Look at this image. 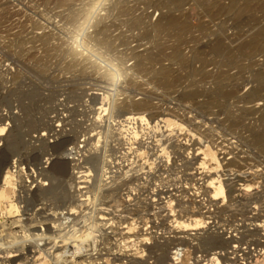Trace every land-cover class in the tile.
<instances>
[{"label": "rangeland", "instance_id": "1", "mask_svg": "<svg viewBox=\"0 0 264 264\" xmlns=\"http://www.w3.org/2000/svg\"><path fill=\"white\" fill-rule=\"evenodd\" d=\"M113 1L116 0H0V125L8 127L6 134L0 137V173L3 175V168L16 159L23 168H20L19 174L21 182L28 185L32 180H37L25 195V199H29L24 202V213H15L19 217V223H14L11 217L5 219L7 224L5 229L2 228L5 237L7 239L10 233H18L17 236H24H21L22 239L25 238L26 244L31 245L34 240L48 242L52 239L56 243V249L58 245L60 248L52 251L54 245L48 246L47 264H65L56 259V254L58 251L78 249L81 240L85 250H81L73 264H80L89 256L97 258L96 255L99 259H109L110 262L103 264H114L115 259L116 263H120L119 257L129 260L127 256L134 253L137 246H132L127 240L129 234L148 231L151 233L147 235L150 243L145 245L146 248L139 244L138 247L144 248V251L138 255H130L135 256V261L129 264H137L139 260L142 264L143 261H147L145 264H233L229 253L236 247L233 249L232 244L235 246L238 243L240 247L264 243V239L257 234L254 236L255 234L241 228L250 226L253 231L255 229L250 223L259 224L264 220V147L259 150V145L254 141L257 130L255 126L264 118V50L263 47H259V51L255 50L258 47H242L257 30L264 27V0H254L255 7L241 15L234 13L233 8L226 10L231 0H208L205 6L206 0H182L180 6L172 8L165 6V0H127L131 7L123 13L111 10ZM211 3L213 4L210 5ZM216 3L223 4L222 6L226 4L225 9L219 5L221 8L216 10ZM107 12L112 14L108 21L112 26L109 31L112 32V41L116 42H113L114 47H109V44L107 46V42L104 44L88 39L96 16L98 19ZM171 14L181 19L187 18L196 32L193 34L198 36H194L192 32L185 33L187 40L183 42L185 44H182L181 52L183 61L165 58L153 64V70L140 71L138 62L141 57L153 52L152 42L155 38L152 37V27ZM201 23H206L207 29H199ZM191 35L195 37L194 40ZM125 38H128L127 43L123 42ZM44 40H48V43ZM216 40L223 41L222 44L227 49L233 50V55L240 64L229 66L222 62L221 52L213 47ZM76 42L80 49L85 50L98 63L96 66L94 63V66H89L76 61L70 52ZM169 49L171 48L167 52L171 51ZM92 68H97L98 71ZM163 68L171 70L170 79L177 74H181L182 79L166 87L162 83L164 79L159 75ZM99 69L101 72L103 69L108 70L115 77L107 80ZM154 70L159 71L156 73ZM197 70L210 73L212 77L198 78L193 74ZM221 72H225L227 78L218 82L216 77ZM256 90L260 91L259 95H253L256 97L254 99L250 98ZM223 93H229V96L223 97ZM107 94L111 99L106 98ZM104 96L107 101L110 100L109 112L102 117L101 125L95 122L99 112L96 109L93 111V105L98 98ZM113 96L115 99L118 96L120 98L114 108L113 105L110 107ZM126 96L135 101L147 99L152 103L141 111H134L137 113L136 118L138 117L134 126L138 127L139 134L132 154L129 153L123 136L126 135V129L119 121L124 117L121 111L124 109L120 108L125 106ZM210 100L214 101L209 103ZM232 113H240L242 119L233 123ZM44 133L47 134L42 135ZM166 135L175 136L172 140L175 148L183 138L188 139L190 144L195 142V146L192 145L189 151L209 144L211 156L209 152L207 155L202 152V148H197V152L194 150L184 161L183 156L186 154L183 151L186 148L181 145L172 156L164 145ZM96 139L101 140L98 142ZM180 150H183V155ZM185 151L188 153L187 149ZM127 152L130 154L129 164L124 159ZM196 159H201L200 164H197ZM75 164L80 166L72 168ZM129 165L132 173H128ZM203 168L210 171L209 181L202 179L200 173ZM44 177L48 186L42 189L43 192L38 185ZM194 183H197L196 186ZM85 201L87 204H84ZM69 205L81 206L74 207L78 212L72 211L70 214L71 211H67ZM199 209L206 212L204 220H210L208 223L212 228L227 230L225 233L228 240L241 236L245 238L241 239L243 242L236 241L231 247L222 250L219 246L213 250L202 242L180 243L179 240H174L184 234L172 226V214L176 213L180 216L177 215L179 219H185L191 211ZM54 222L60 230L55 227ZM59 231L62 233L59 234ZM76 237L81 239L76 240ZM27 238L33 242H29ZM62 240L69 242V248H66V244L65 247L60 246ZM163 242L164 245H160ZM157 243L160 246L153 248ZM179 249L184 250L178 263H175V251ZM72 252L74 250L69 252L68 260L73 259ZM49 256L52 257L51 260ZM258 256L249 258L252 264H264V256L259 253ZM256 260L258 262L254 263ZM7 262L12 264L11 260ZM28 264L33 263L30 261Z\"/></svg>", "mask_w": 264, "mask_h": 264}, {"label": "bare ground", "instance_id": "2", "mask_svg": "<svg viewBox=\"0 0 264 264\" xmlns=\"http://www.w3.org/2000/svg\"><path fill=\"white\" fill-rule=\"evenodd\" d=\"M62 1V0H61ZM185 1V0H184ZM202 1H204V0H201L200 2H202ZM207 1L208 0H206V3L203 5V6H205V5H207ZM211 1V0H210ZM210 1L208 2V3H210ZM253 1L254 0H231V2H230V4H228L227 5V8H226V10H231L232 8H233V11H235L234 13H236V14H240L241 15V13H243V12H247V11H249L255 4L253 3ZM114 3L112 4V9L111 10H116V12L117 11H119L118 13H123V12H125V11H128V8H130L131 6H129V2L127 1V0H116V1H113ZM182 2V0L180 1V0H165L164 1V4H165V6L166 7H168V8H172V7H177V6H180V4H182L181 3ZM196 2H199V1H196ZM199 2V3H200ZM212 2V1H211ZM261 4H262V1H259ZM220 3V2H219ZM223 3V2H222ZM92 4V3H91ZM213 3H211L210 5H212ZM214 4H215V2H214ZM199 5H202V4H199ZM219 5H221V4H219ZM218 5V3H216V6H215V9L217 10V9H219V8H221L220 6ZM223 5V4H222ZM221 5V6H222ZM226 5V4H225ZM225 5L224 6H222V9L225 7ZM256 6H259L258 4L256 5ZM201 7V6H200ZM209 7V6H208ZM214 7V6H213ZM255 7V6H254ZM260 7V6H259ZM259 7H256V8H259ZM133 8V7H132ZM201 8H203V7H201ZM262 8H263V5H262ZM204 9V8H203ZM208 9H210V8H208ZM207 9V10H208ZM212 9H214V8H212ZM225 9V8H224ZM223 9V10H224ZM254 9V8H253ZM211 10V9H210ZM209 10V11H210ZM215 10V11H216ZM222 10V11H223ZM225 10V11H226ZM259 10H263V9H259ZM214 11V12H215ZM225 11H223V12H225ZM203 12H205V11H203ZM207 12V11H206ZM218 12H219V10H218ZM113 13V12H112ZM210 13V12H209ZM208 13V14H209ZM213 15H214V13L213 12H211ZM109 13L107 12V14H103L102 16H100V17H98V19H97V16H96V19H95V22H94V24H93V29L90 31V33L88 34L89 36H88V39H91V40H95V41H99V42H102V43H106L107 42V46H108V44H109V47H112L113 45H114V43L113 42H115V41H112V37H111V34H112V32H109L110 30H111V28H112V26H111V24H110V22L108 21V19H109V17H111V15L112 14H109ZM207 14V13H206ZM207 14V15H208ZM243 15V14H242ZM99 16V15H98ZM209 16V15H208ZM216 16V15H215ZM164 17V16H163ZM210 17V16H209ZM77 19V18H76ZM75 19V20H76ZM79 20V19H78ZM188 19L186 18H183V19H181L180 17H175V16H173L172 14L171 15H169V16H165V18L162 20H159L156 24H154V26L152 27V30H151V32H153L152 33V37L154 36V40H153V52L152 53H147V54H145V56H142L141 57V59H140V61L138 62V66H139V68L141 69L140 71H147V70H150L151 68H154L153 66V64H155V63H157L158 61L160 62V60L161 59H165V58H169V59H171V60H173V61H183V58H182V44H185V43H183L184 41H186L187 39H185L186 38V34L185 33H189V32H192L191 34H193V32H195V30H193V28H192V23H189L188 21H187ZM134 23H135V21H134ZM133 23V24H134ZM207 23V22H206ZM205 23V24H206ZM202 24V23H201ZM204 23L202 24V25H200V27L198 26V25H196L197 27H199V29L200 28H202V30L203 29H207V26L205 25ZM136 25H138V24H136ZM207 25H208V23H207ZM142 26H143V24H142ZM151 26V25H150ZM195 26V27H196ZM133 27V26H132ZM194 27V28H195ZM196 27V28H197ZM149 28V27H148ZM151 28V27H150ZM91 29V28H90ZM88 30H89V28H88ZM207 31V30H206ZM209 31V30H208ZM148 32V31H147ZM111 33V34H110ZM149 33V32H148ZM196 33V32H195ZM85 34V33H84ZM86 34H87V32H86ZM150 35V34H149ZM194 35V34H193ZM193 35H191L192 36V39L194 40V36H198L197 34H195L194 36ZM44 35H42V37H43ZM148 36V35H147ZM188 36V35H187ZM205 36V35H204ZM41 37V38H42ZM45 37V36H44ZM50 37V36H49ZM109 37H110V39H109ZM125 37H127V36H125ZM150 37H151V35H150ZM203 37V36H202ZM46 38V37H45ZM191 38V37H190ZM47 39H48V37H47ZM84 39H85V36H84ZM221 39V38H220ZM228 39V38H227ZM116 40V39H115ZM121 40V39H120ZM188 40H190V39H188ZM198 40H200V39H198ZM222 40V39H221ZM50 41V40H49ZM94 41V42H95ZM169 41H172V43H169ZM191 41V40H190ZM197 41V40H196ZM44 42L47 44L48 43V40H47V42L44 40ZM86 42V41H85ZM121 42V41H120ZM119 42V43H120ZM123 42H128V38H125L124 39V41ZM192 42V41H191ZM97 43V42H96ZM101 43V45H103ZM104 43V44H105ZM116 43V42H115ZM187 43V42H186ZM188 43H189V41H188ZM187 43V44H188ZM193 43H195V42H193ZM223 43V41L221 42L220 40H216V42L214 43V45L215 46H213L214 48H216L219 52H221V54H222V57H223V59H222V62H226V64H228L229 66H236L237 64H240V62L235 58V56L233 55V50H229V49H227V47L226 46H224V44H222ZM97 44H99V43H97ZM118 44V43H117ZM121 44V43H120ZM190 44V43H189ZM244 44V43H243ZM79 45V43L77 44V42H76V44H74L73 45V47H72V50L70 51V52H72V54L74 55V58H76V61H80V62H82L83 64H87V65H89V66H91L92 65V63H94V65L96 66L98 63H95L96 61H93L91 58L92 57H90V56H88L86 53H85V50H83V49H80L79 47L80 46H78ZM246 46H248V48L249 47H255V48H257V49H255L256 51L258 50L259 51V47H260V49H261V47H263V49L262 50H264V27H262L261 29H259V30H257L254 34H253V36L251 37V38H249V40L248 41H246V43H245V45H243L242 47H246ZM87 48L86 49H88V46H86ZM114 47V46H113ZM84 48V47H83ZM89 48H91V46L89 47ZM168 48H171V49H169V50H171L170 52H167V49ZM212 48V47H211ZM85 49V48H84ZM213 49V48H212ZM211 49V50H212ZM252 49V48H251ZM250 49V50H251ZM253 50V49H252ZM254 51V50H253ZM261 51V50H260ZM217 52V51H216ZM254 53H257V52H254ZM70 55V54H69ZM91 55V54H90ZM256 55V54H255ZM75 60V59H74ZM73 60V61H74ZM75 61V62H76ZM77 62V64H79ZM73 64V63H72ZM76 64V63H75ZM83 64H81V65H83ZM91 64V65H90ZM94 65H92V66H94ZM72 66H74V65H72ZM85 66V65H84ZM99 67V66H98ZM95 68V67H94ZM99 68H101V66L99 67ZM111 68V67H110ZM93 69V68H92ZM159 69V68H158ZM89 70V69H88ZM94 71H98L97 70V68H96V70L95 69H93ZM100 70V69H99ZM104 70V71H103ZM102 70V72H101V70H100V72L102 73L101 75H103L104 77H106V79L107 80H111L112 79V77L114 76V74H112L111 72H109L108 70L106 71L105 69H103ZM151 70H153V69H151ZM159 71V70H158ZM157 71V72H158ZM150 72V71H149ZM154 72H156L155 70H154ZM156 72V73H157ZM160 73L161 74H159L163 79H164V81H162V83L166 86V87H169V86H171V84L173 83V82H176V81H180L181 79H182V75L181 74H177V75H175V77H173L172 79H170V73H171V70L169 69V68H163L161 71H160ZM196 77H198V78H201V77H203V78H209V77H212V76H210V73L208 74V73H205V72H200V71H194V73H193ZM86 75V74H85ZM158 75V76H159ZM156 76V75H155ZM115 77V76H114ZM100 78V77H99ZM227 78V74H225V72H221V74L220 75H218L217 77H216V80H219L218 82H221L223 79H226ZM264 78V77H263ZM262 78V79H263ZM221 80V81H220ZM128 82V81H127ZM23 83V82H22ZM130 84V83H129ZM162 84V85H163ZM129 88V87H128ZM97 91H99V90H97ZM96 91V92H97ZM109 91L110 90H108L107 92L109 93ZM100 92V91H99ZM99 92H97L98 94H99ZM104 93V92H103ZM102 93V94H103ZM222 93V92H221ZM259 93H260V91L259 90H256L255 91V93L254 94H252L251 96H250V98H252V99H254V98H256V97H254L253 95H259ZM111 94V93H110ZM108 96H106V98H108L109 97V94H107ZM111 95H114V94H111ZM226 95H228L229 96V93H223V97L224 96H226ZM105 96L104 97H100V98H98V100L97 101H95L96 103H95V105H93V107H94V109H93V111L95 112V109H96V112H99V113H97V117H96V115H95V119H96V124H97V122H101V120H102V117L103 116H105L106 115V112L108 111V109H109V103H108V101H110V100H108L107 101V99L105 98ZM120 96V95H119ZM119 96L115 99L114 98V96L112 97V98H114V99H112V100H114V101H112L111 100V103H110V107L113 105V108H114V106L116 105V103H117V100L118 99H120L119 98ZM88 97V96H87ZM221 97V96H220ZM227 97V96H226ZM102 98V99H101ZM110 98V97H109ZM126 98L127 99H125V106L124 107H122V108H120V109H124V110H121L122 111V115L124 116L123 117V119H121V120H119L122 124H124V127H125V129H126V135H123L124 137V139H126L125 141L127 142L126 143V145H127V149L130 151L129 153H131L132 152V150H134L133 149V147L135 146L134 145V143H136L135 141H138L137 140V138H138V127L136 128V126H134V125H136V123H137V118H136V114L137 113H135L134 111H141V110H143V109H145V108H147V107H149V106H151V101L150 100H147V99H145V100H142V101H135V100H133L132 99V97L130 98V96L129 97H127L126 96ZM32 99V98H31ZM89 99V98H88ZM111 99V98H110ZM122 100H124V98L122 99ZM120 101V100H119ZM214 100H210L209 101V103H211V102H213ZM124 101H122V103H123ZM31 103V102H30ZM122 103H120V104H122ZM28 104V103H27ZM32 106V105H31ZM121 105H119V107H120ZM89 107V106H88ZM119 107H118V109H119ZM117 108V107H116ZM100 110V111H97V110ZM117 109V110H118ZM111 110V109H110ZM114 110H116V109H114ZM113 110V111H114ZM109 112V111H108ZM135 114H134V113ZM254 112V111H253ZM252 112V113H253ZM119 113H120V110H119ZM246 113V112H245ZM249 113V112H248ZM251 113V112H250ZM72 114V113H71ZM95 114V113H94ZM141 114V113H140ZM119 115V114H118ZM247 115V114H246ZM241 114L240 113H238V114H231V117L232 118H234V120H233V123H237L238 121H239V119H242L241 117ZM58 118V117H57ZM113 118H114V116H113ZM118 118H120V117H118ZM117 118V119H118ZM94 119V120H95ZM105 119V118H104ZM109 119V118H108ZM90 120V119H89ZM112 121H113V119H112ZM118 121V120H117ZM4 123V122H3ZM2 123V124H3ZM94 123V122H93ZM1 124V123H0ZM7 124V123H6ZM65 124V123H64ZM95 124V125H96ZM101 124V123H100ZM60 124H58V126H59ZM99 125V124H98ZM102 125V124H101ZM118 125V124H117ZM120 126V125H119ZM137 126H139V124L137 125ZM56 127V126H55ZM100 127V126H99ZM98 127V128H99ZM122 127V126H121ZM121 127H119V128H121ZM144 127V126H143ZM65 128V127H64ZM97 128V127H96ZM109 128V127H108ZM112 128V127H111ZM123 128V127H122ZM255 128L257 129L256 131H255V136H254V141H255V143L256 144H258L259 145V150L262 148V147H264V144H263V141H264V118L263 119H260L259 120V122H258V124H257V127L255 126ZM10 129V128H9ZM15 129V128H14ZM52 129V128H51ZM113 129V128H112ZM118 129V128H117ZM141 129V128H140ZM143 129V128H142ZM103 130V129H102ZM106 130V129H105ZM8 131V127H7V125H0V137H2V136H4L5 134H6V132ZM10 131V130H9ZM50 131V130H49ZM114 131V130H113ZM119 131V130H118ZM125 130H123V132H124ZM45 132V131H44ZM97 132V131H96ZM100 132H101V130H100ZM123 132H122V134H123ZM184 133H186V132H184ZM47 133H44V134H42V135H46ZM50 134V133H49ZM97 134V133H96ZM99 134V133H98ZM108 134V133H107ZM120 134V133H119ZM77 135V134H76ZM92 135V134H91ZM181 134H179V136H180ZM197 135V134H196ZM67 136V135H66ZM97 136V135H96ZM99 136V135H98ZM101 136V135H100ZM104 136V135H103ZM190 136V135H189ZM200 136V135H199ZM198 136V137H199ZM40 137H41V135H40ZM93 137H94V135H93ZM102 137V136H101ZM140 137V136H139ZM175 137V136H174ZM174 137H168L167 135L165 136V148L167 147L168 148V150H170V153H171V155H172V153H175L176 154V149H178V146L179 145H181V147L182 146H184V148H186L187 150H188V153H187V151H185L183 148V150L185 151H183V153H184V155L186 154V156L184 157L183 156V158H184V161H185V159L187 158V156L190 154V153H192L195 149L197 150V148L199 149V148H202L201 150H202V152H205L207 155H208V152H209V155L211 156V145H209V144H207L205 147H203V146H198V147H194L193 149H191V151H189L190 150V148H191V146L195 143H191L190 144V141L188 140V139H186V138H183V139H181V140H179V144H178V146L175 148V146L173 147V145H175V144H173V141L172 140H174L175 138ZM64 138V137H63ZM97 138V137H96ZM173 138V139H172ZM181 138V137H180ZM179 138V139H180ZM199 138H201V137H199ZM2 139V138H1ZM71 139V138H70ZM69 139V140H70ZM93 139V138H92ZM102 139V140H101ZM100 140L101 141H103L104 142V140H103V137L101 138ZM78 140V139H77ZM89 140H91V139H89ZM97 140V139H96ZM100 140L98 141V142H100ZM112 140V139H111ZM115 140V139H114ZM114 140H112V141H114ZM120 140V139H119ZM65 141V140H64ZM118 141V140H117ZM195 141V140H194ZM201 141V140H200ZM62 142V141H61ZM68 142V141H67ZM77 142V141H76ZM94 142H95V140H94ZM111 142V141H110ZM193 142V141H192ZM79 143V142H78ZM81 143V142H80ZM114 143V142H113ZM117 143V142H116ZM145 143V142H144ZM199 143V142H198ZM197 143V144H198ZM17 144V143H16ZM102 144H104V143H102ZM65 145V144H64ZM75 145V144H74ZM73 145V146H74ZM79 145V144H78ZM96 145H98V144H96ZM138 145V144H137ZM76 146V145H75ZM95 146V145H94ZM99 146V145H98ZM101 146H103V145H101ZM193 146H195V145H193ZM70 147V146H69ZM68 147V148H69ZM81 147V146H80ZM80 147H78V148H80ZM88 147V146H87ZM91 147V146H90ZM89 147V148H90ZM136 147V146H135ZM71 149H72V147H70ZM85 148V147H84ZM97 148V147H96ZM113 148V147H112ZM140 148V147H139ZM141 148H143V147H141ZM166 148V149H167ZM171 148V149H170ZM94 149V148H93ZM126 149V150H127ZM179 149H180V147H179ZM64 150V149H63ZM66 150V149H65ZM69 150V149H68ZM73 150V149H72ZM86 150V149H85ZM107 150V149H106ZM110 150V149H109ZM127 150V151H128ZM195 150V151H196ZM206 150H207V152H206ZM43 151V150H42ZM113 151V150H112ZM123 151V150H122ZM138 151H139V149H138ZM181 151V150H180ZM182 151H181V153H182ZM199 152H201L200 150H198ZM97 152V151H96ZM101 152V151H100ZM137 152V151H136ZM136 152H134V153H136ZM197 152V151H196ZM87 153V152H86ZM85 153V154H86ZM124 153V152H123ZM128 153V152H127ZM125 153L126 155V158H124V159H126V161H128L127 162V164H129V162H131V160H130V154L128 153ZM168 153V152H167ZM180 153V154H181ZM183 153H182V155H183ZM204 153V155L206 156V154ZM64 154V153H63ZM70 154V153H69ZM82 154V153H81ZM105 154H106V152H105ZM120 154H121V152H120ZM132 154V153H131ZM139 154V153H138ZM66 155V154H65ZM98 155V154H97ZM112 155V154H111ZM114 155V154H113ZM191 155V154H190ZM193 155V154H192ZM99 156H101V155H99ZM124 156V155H123ZM124 156V157H125ZM173 156V155H172ZM171 156V157H172ZM199 156H200V153H199ZM67 157V156H66ZM85 157V156H84ZM103 157H105V156H103ZM108 157V156H107ZM112 157V156H111ZM110 157V158H111ZM168 157V156H167ZM55 158V157H54ZM96 158H98V157H96ZM95 158V159H96ZM110 158H109V160H110ZM120 158V157H119ZM182 158V157H181ZM182 158V159H183ZM200 158V157H199ZM68 159V158H67ZM73 159V158H72ZM82 159V158H81ZM99 159H101V158H98V160ZM121 159H122V157H121ZM176 159V158H175ZM97 160V161H98ZM104 160V159H103ZM102 160V161H103ZM197 160V159H196ZM12 161V160H11ZM74 161V160H73ZM122 161V160H121ZM125 161V160H124ZM125 161V162H126ZM198 161V160H197ZM200 161H201V159H200ZM200 161H198L197 162V164L199 163L200 164ZM100 162H101V160H100ZM107 162V161H106ZM82 163H84V162H82ZM122 163V162H121ZM124 163V162H123ZM80 164V163H79ZM77 165L76 166V164L72 167V168H74L75 166L78 168V166H80V165ZM108 164H109V161H108ZM125 164V163H124ZM126 164V165H127ZM134 164V163H133ZM137 164V163H136ZM52 165V164H51ZM73 165V164H72ZM106 165V164H105ZM125 165V166H126ZM130 165H132L131 163H130ZM130 165H129V168H128V173H132L133 172V170L131 169V167H130ZM84 165H81V167H83ZM134 166V165H133ZM5 167V166H4ZM75 167V168H76ZM88 167V166H87ZM86 167V168H87ZM90 167V166H89ZM102 167V166H101ZM124 166H122V168H123ZM198 167V166H197ZM21 166H20V163H19V161L18 160H16V159H13V161L12 162H9V164L5 167V168H3V175H2V173H0L2 176L0 177V226H1V228H0V231H2L1 233H0V264H4V262H5V264H7L8 262H7V260L8 261H10L11 260V263L12 264H14L15 262H20V264H28V262H30V261H32V263L33 264H47L45 261L48 259V256L46 255L47 254V252L49 251V249H48V246H52V245H56V243H55V241H53L52 239V241L50 240V241H41V240H38V242L36 241V240H34L35 242H34V244H26V240H25V238L24 239H22V237H24V236H22V235H19V236H17L18 235V233L16 234V233H10L7 237V239H6V237H5V234H4V230L2 229V228H4L5 226H6V224H7V221H5V219H7L8 217L10 218H12L15 222L14 223H19V221H17V219L19 218L15 213L16 212H18V214L19 213H24V211H25V208H24V202H25V200L26 199H29V197L28 198H26L25 199V195H26V193H29L28 191L29 190H31V189H29V188H32V185H33V183H35V182H37V180H32L31 182H30V184H25V183H22L21 182V176H19V174H20V171H21V169H23V168H21ZM80 168V167H79ZM85 168V167H84ZM85 168V169H86ZM107 168V167H106ZM109 168V167H108ZM111 168V167H110ZM109 168V169H110ZM119 168V167H118ZM125 168V167H124ZM123 168V169H124ZM135 168V167H134ZM5 169V170H4ZM103 169V168H102ZM74 170H76V169H74ZM82 170V169H81ZM107 170V169H106ZM135 170V169H134ZM138 170V169H137ZM182 170V169H181ZM89 171V170H88ZM88 171H87V173H88ZM124 171V170H123ZM78 172V171H77ZM84 172V171H83ZM82 172V173H83ZM98 172V171H97ZM96 172V173H97ZM100 172V171H99ZM107 172V171H106ZM118 172V171H117ZM189 172V171H188ZM61 173V172H60ZM73 173V172H72ZM95 173V174H96ZM110 173V172H109ZM121 173V172H120ZM209 173H210V171H208L206 168H203V170L201 171V173L200 174H202V176H203V180L204 181H209ZM35 174V173H34ZM78 174V173H77ZM122 174V173H121ZM126 174V173H125ZM136 174V173H135ZM38 175H39V173H38ZM72 175V174H71ZM86 175V174H85ZM100 175V174H99ZM109 175V174H108ZM129 175V174H128ZM214 175V174H213ZM103 176H105L104 174H103ZM102 176V177H103ZM113 176V175H112ZM49 177V176H48ZM74 177V176H73ZM80 177V176H79ZM83 177V176H82ZM129 177V176H128ZM92 178V177H91ZM104 178V177H103ZM107 178H109V176L107 177ZM112 178V177H111ZM137 178H139V177H137ZM141 178V177H140ZM211 178V177H210ZM41 179V178H40ZM72 179H74V178H72ZM79 179V178H78ZM81 180L83 179V178H80ZM88 179H90V176H88ZM99 179V178H98ZM125 180V179H124ZM137 180V179H136ZM57 181V180H56ZM78 181H80V180H78ZM87 181V180H86ZM86 181H84V182H86ZM90 181H92V179L90 180ZM102 181H104V179H102ZM108 181V180H107ZM114 181H116V180H114ZM73 182V181H72ZM82 182V181H81ZM89 182V181H88ZM93 182V181H92ZM91 182V183H92ZM127 182H129V180L127 181ZM132 182V181H131ZM51 183V182H50ZM75 183H76V181H75ZM74 183V184H75ZM99 183V182H98ZM104 183H106V182H104ZM117 183V182H116ZM120 183V182H119ZM207 183H210V182H207ZM71 184V183H70ZM93 184V183H92ZM100 184V183H99ZM99 184H96V185H99ZM118 184V183H117ZM116 184V186H118ZM127 184H129V183H127ZM197 184V183H196ZM196 184L194 183V186H196ZM103 185H105V184H103ZM203 185V184H202ZM207 185V184H206ZM35 186H37L36 184H35ZM34 186V187H35ZM39 188H40V190H42L45 186H48V182L46 181V179H45V177L40 181V183H39ZM72 186V185H71ZM70 186V187H71ZM83 186H84V184H83ZM88 186V185H87ZM91 186V185H90ZM194 186H191V187H194ZM53 187V186H52ZM73 187V186H72ZM82 187V186H81ZM86 187V186H85ZM96 187V186H95ZM101 187V186H100ZM103 187V186H102ZM199 187V186H198ZM55 188V187H54ZM84 188V187H83ZM87 188H89V187H87ZM92 188V187H91ZM196 188V190L198 191V188L197 187H195ZM34 189V188H33ZM72 189V188H71ZM114 189V188H113ZM122 189V188H121ZM133 189V188H132ZM49 190V189H48ZM76 190V189H75ZM80 190V189H79ZM43 191V190H42ZM41 191V192H42ZM56 191V190H55ZM182 191V190H181ZM31 192V191H30ZM44 192V191H43ZM73 192H75L76 193V191H73ZM83 192V191H82ZM86 192H89V191H86ZM101 192V191H100ZM103 192V191H102ZM205 192V191H204ZM50 193V192H49ZM81 193V192H80ZM34 194V193H33ZM69 194V193H68ZM86 194H88V193H86ZM85 194V195H86ZM228 194V193H227ZM29 195V194H28ZM39 195V194H38ZM40 195H42V194H40ZM73 195H74V193H73ZM84 195V194H83ZM117 195V194H116ZM184 195V194H183ZM191 195V194H190ZM27 196V195H26ZM60 196V195H59ZM72 196V195H71ZM70 196V197H71ZM199 196V195H198ZM213 196V195H212ZM66 197V196H65ZM68 198H69V196H67ZM87 197V196H86ZM187 197V196H186ZM193 197V196H192ZM191 197V198H192ZM263 197V196H262ZM72 198V197H71ZM74 198V197H73ZM160 198V197H159ZM185 198V197H184ZM194 198V197H193ZM196 198H197V196H196ZM214 198H215V196H214ZM217 198V197H216ZM33 199V198H32ZM47 199V198H46ZM49 199V198H48ZM53 199V198H52ZM55 199V198H54ZM61 199V198H60ZM65 199V198H64ZM152 199V198H151ZM161 199V198H160ZM170 199V198H169ZM226 199V198H225ZM228 199V198H227ZM50 200V199H49ZM56 200V199H55ZM66 200V199H65ZM70 200H72V199H70ZM79 200V199H78ZM78 200H76V201H78ZM159 200V199H158ZM212 200H213V198H212ZM28 201V200H27ZM32 201V200H31ZM33 201H34V199H33ZM47 201V200H46ZM51 201V200H50ZM57 201V200H56ZM65 202V201H64ZM145 202V201H144ZM185 202V201H184ZM200 202V201H199ZM211 202V201H210ZM216 202H218V201H216ZM9 203H12V205H10L9 206ZM32 203V202H31ZM52 203V202H51ZM76 203V202H75ZM84 203V202H83ZM182 203V202H181ZM195 203H196V201H195ZM212 203V202H211ZM226 203V202H225ZM27 204H29L30 205V203H27ZM82 204V203H81ZM84 204H87L86 203V201H85V203ZM184 204V203H183ZM216 204V203H215ZM263 204V203H262ZM55 205H57V204H55ZM186 205H187V203H186ZM185 205V206H186ZM207 205V204H206ZM212 205H214V203L212 204ZM211 205V206H212ZM220 205V204H219ZM36 206V205H35ZM50 206H51V204H50ZM59 206V205H58ZM58 206H56V207H58ZM81 205H78V206H67V211H71V213L70 214H72V211H76L75 209L77 208V207H80ZM104 206V205H103ZM181 206V205H180ZM187 206H189V204L187 205ZM210 206V207H211ZM31 207V206H30ZM61 207H63V206H61ZM65 207V206H64ZM74 207H76V208H74ZM27 208V207H26ZM55 208V207H54ZM182 208V207H181ZM205 208V207H204ZM221 208V207H220ZM220 208H219V210H220ZM29 209V208H28ZM31 209H33V207L31 208ZM57 209V208H56ZM131 209V208H130ZM187 208L185 207V210H186ZM58 210V209H57ZM61 210H63L62 208H61ZM177 210V209H176ZM181 209H179V211H180ZM208 210V209H207ZM206 210V211H207ZM213 210V209H212ZM219 210H217V211H219ZM223 210V209H222ZM66 211V212H67ZM178 211V210H177ZM187 211V210H186ZM216 211V210H215ZM54 212V211H53ZM59 212H60V210H59ZM62 212V211H61ZM65 212V211H64ZM73 212V213H74ZM76 212H78V211H76ZM176 212V211H175ZM184 212V211H183ZM188 212V211H187ZM44 213V212H43ZM68 213V212H67ZM173 213V212H172ZM188 213H190V212H188ZM215 213V212H214ZM63 214V213H62ZM176 213H174V214H172V217L174 216V219L173 220H171V222H172V226H174V228H178V229H180L179 231H181V233H183L184 235L182 236H177V237H175V239L174 240H179L178 242H188V241H192V242H195V241H197V242H202V243H204V244H206V245H208V247L210 248V249H218V247L220 246V248L223 250V249H225V248H227V247H231V244L233 243V242H236V241H240V243H242L243 242V240H241L243 237H238V236H235V237H232L231 239H227V238H229V237H227V233H225V231H227V230H225V231H223V230H221V229H216L217 227H214V228H212V226H210L209 225V223H208V221H210V220H208L207 222L204 220V217H203V215L204 214H206V212H202L201 211V209H199V210H194V211H191V214L189 215V217L185 220L184 218H182V219H184V220H182L181 218L179 219L178 218V214H176ZM184 214V213H183ZM54 215H55V212H54ZM69 215V214H68ZM82 215V214H81ZM86 215V214H85ZM178 215V216H177ZM84 216V215H83ZM185 216V215H184ZM85 217V216H84ZM180 217V216H179ZM77 219V218H76ZM32 220V219H31ZM160 220V219H159ZM55 221H56V219H55ZM58 221V220H57ZM21 222V221H20ZM34 222V221H33ZM53 222V221H52ZM58 222H60V219H59V221ZM58 222H56V223H58ZM164 222V221H163ZM213 222V221H212ZM244 222V221H243ZM32 223V222H31ZM36 223V222H35ZM63 223V222H62ZM97 223V222H96ZM168 223H169V221H168ZM59 224V223H58ZM74 224V223H73ZM54 225H55V227L57 228V224H55V222H54ZM95 225V224H94ZM130 225V224H129ZM159 225V224H158ZM250 225H252L254 228L253 229H255V230H253V231H255V232H253V231H251L250 230V228H252V227H250L249 226V228H247L246 226H242L241 228H244L245 230H247L248 232H250L252 235H254V236H256V234L258 235V236H260L261 238H263L264 239V233H262V231L264 232V220H262L261 222H259V224H257V223H250ZM62 226V225H61ZM66 226V225H65ZM79 226V225H78ZM81 226V225H80ZM96 226H97V224H96ZM239 226H241V225H238V227ZM28 227V226H27ZM50 227V226H49ZM63 227V226H62ZM62 227H61V230H62ZM128 227V226H127ZM159 227V226H158ZM166 227V226H165ZM59 228V227H58ZM57 228V229H58ZM98 228V227H97ZM147 228V227H146ZM162 228V227H161ZM171 228H173V227H171ZM173 228V229H174ZM5 229V228H4ZM32 229H34V228H32ZM63 229H64V227H63ZM167 229V228H166ZM175 229V230H176ZM231 229H233V228H231ZM236 229V228H235ZM23 230V229H22ZM29 230V229H28ZM50 230H52V229H50ZM59 230H60V228H59ZM65 230V229H64ZM147 230V229H146ZM200 230H202V231H200ZM34 231V230H33ZM178 231V230H177ZM193 231H195V232H193ZM231 231H233V230H231ZM230 231V232H231ZM242 231V230H241ZM228 232H229V230H228ZM62 233V231L60 232L59 231V234H61ZM140 233V232H139ZM58 234V233H57ZM149 234H151L150 232H148V231H145L144 233H141V234H138L137 232L136 233H132V234H129V236H127L126 238H127V240H129L130 241V243H132V246H137L135 249H134V253H132V254H130V255H138V254H141V252L142 251H144V248H139L138 247V245L139 244H143L144 246L146 245V246H148V243H150V238L149 237H147V235H149ZM177 234H178V232H177ZM235 234V233H234ZM239 234V233H238ZM35 235V234H34ZM79 235V234H78ZM230 235H233L232 233L230 234ZM236 235H237V233H236ZM17 236V237H16ZM22 236V237H21ZM25 236H26V234H25ZM28 237H29V235H27ZM61 236V235H60ZM63 236V235H62ZM61 236V237H62ZM76 236V235H75ZM229 236V235H228ZM33 238V237H32ZM37 238V237H36ZM42 238V237H41ZM250 238V237H249ZM28 239V238H27ZM35 239V238H34ZM58 239L60 240V238L58 237ZM57 239V240H58ZM63 239V238H62ZM76 240H78V239H81L80 237L79 238H75ZM95 239V238H94ZM154 239V238H153ZM243 239H245V238H243ZM255 239V238H254ZM262 239V240H263ZM29 240V242H31L30 241V238L28 239ZM55 240V239H54ZM58 240V241H59ZM85 241V240H84ZM173 241V240H172ZM242 241V242H241ZM246 241V240H245ZM33 242V241H32ZM31 242V243H32ZM73 242V241H72ZM95 242V241H94ZM107 242V241H106ZM180 242V243H181ZM228 242H229V244H228ZM247 242V241H246ZM258 242V241H257ZM259 242H261L260 241V239H259ZM59 243V242H58ZM61 243V242H60ZM156 242H154V244H155ZM237 243V242H236ZM67 245L68 246V244H69V242L67 243L66 242V240L64 241V240H62V245L60 244V246H64V245ZM153 244V245H154ZM259 244V243H258ZM27 245H29V246H27ZM54 245V249H52L51 247V249H52V251L53 250H55L56 249V246ZM65 245V246H66ZM70 245V244H69ZM78 245V244H77ZM109 245H111V244H109ZM152 245V246H153ZM160 245H164V242H163V244L161 243ZM158 243H157V245H155L153 248H155L156 249V247L157 246H160ZM64 246V247H65ZM146 246H145V248H146ZM152 246H151V248H152ZM53 247V246H52ZM59 247V245L57 246V249H59L58 248ZM71 247V246H70ZM232 247H233V249H234V247H239V245H238V243L235 245V246H233V244H232ZM47 248V249H46ZM66 248H69V246L68 247H66ZM72 248V247H71ZM149 248V247H148ZM152 248V249H153ZM183 248V247H182ZM46 249V250H45ZM50 249V250H51ZM56 249V250H57ZM90 249V248H89ZM72 250H74V252H72L71 253V255L73 256V259L71 260H68V258H69V252L70 251H72ZM81 250L83 251V250H85L84 249V245H83V242H82V240L80 241V243H79V245H78V249H71L70 251H67L66 250V252L65 251H63V252H60V251H58L59 253H57L56 254V259H58V260H60L59 262L60 263H65V264H73V261H75V259H77L78 258V256H79V254H80V252H81ZM133 250V249H132ZM150 250V249H149ZM182 250H184V249H179V251H175L176 253H177V256H176V258L177 259H175L174 260V262L176 263L179 259H180V257L182 256ZM47 251V252H46ZM110 251V250H109ZM119 251V250H118ZM149 252V251H148ZM208 252V251H207ZM216 252V251H215ZM219 251H217V253H218ZM230 252H231V250H230ZM50 253V252H49ZM48 253V254H49ZM131 253V252H130ZM175 253V254H176ZM221 253V252H220ZM55 254V253H54ZM225 254V253H224ZM230 254V253H229ZM125 255V254H124ZM127 256L128 258H129V260H126L125 259V257H119L120 259H119V261H120V263H116V259L114 260L115 261V263L116 264H129V263H131V262H134L135 260L133 259V258H135V256ZM221 255V254H220ZM259 255L260 256H264V251H262V252H260L259 253ZM23 256H25V257H23ZM51 256V255H50ZM50 256H49V258H50ZM52 256H53V254H52ZM93 257V256H92ZM92 257H86V259L84 260V261H82L80 264H103L104 262L106 263L107 261H109V259H106V260H104L103 258H100L99 259V257L96 255V257L97 258H92ZM136 257H138V256H136ZM213 257V256H212ZM54 258V257H53ZM153 258V257H152ZM215 258V257H214ZM52 259V257L50 258V260ZM55 259V260H56ZM92 259V260H91ZM117 259H118V257H117ZM134 260V261H133ZM137 260V259H136ZM156 260V259H155ZM55 262H57L58 263V261L56 260ZM110 262V261H109ZM147 262V261H146ZM145 261H143V264H145L146 263ZM227 262V261H226ZM112 263V262H111ZM114 263V264H115ZM138 263H141L142 264V261H140L139 260V262ZM137 263V264H138ZM178 263V262H177ZM211 263V262H210ZM213 263V262H212ZM52 264H54V263H52ZM74 264H77V263H74ZM109 264V263H108Z\"/></svg>", "mask_w": 264, "mask_h": 264}, {"label": "built area", "instance_id": "3", "mask_svg": "<svg viewBox=\"0 0 264 264\" xmlns=\"http://www.w3.org/2000/svg\"><path fill=\"white\" fill-rule=\"evenodd\" d=\"M264 251V243L255 245H240L230 252V257L233 264H252L249 258H258V253ZM258 260V259H257ZM254 261V263L258 261Z\"/></svg>", "mask_w": 264, "mask_h": 264}]
</instances>
